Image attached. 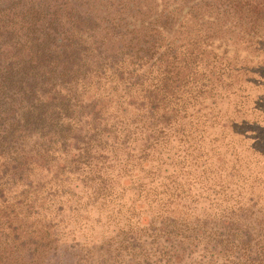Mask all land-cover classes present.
<instances>
[{
  "label": "trees",
  "instance_id": "obj_1",
  "mask_svg": "<svg viewBox=\"0 0 264 264\" xmlns=\"http://www.w3.org/2000/svg\"><path fill=\"white\" fill-rule=\"evenodd\" d=\"M232 38L264 52V0H0V264H264Z\"/></svg>",
  "mask_w": 264,
  "mask_h": 264
},
{
  "label": "rangeland",
  "instance_id": "obj_2",
  "mask_svg": "<svg viewBox=\"0 0 264 264\" xmlns=\"http://www.w3.org/2000/svg\"><path fill=\"white\" fill-rule=\"evenodd\" d=\"M226 48L228 50V52H226V53H228L227 54L228 57H229V55H232L235 57L236 55L241 54V56L243 57L242 59H246V57H248V59H247L248 65H249L248 67H252L255 70L258 69V73L260 75V76H258V78H259L258 85L260 86L258 91L260 94L263 95V98H264V52L260 51L259 53H253L249 49H246L244 47V45L241 42H239L238 40H236L235 38H232L230 40V43L227 45ZM221 50L223 51L224 48ZM228 108L230 109V111H232V109H233L232 103H229L228 101L226 103V101H224V102L220 103L218 110H221V113H223ZM208 111L212 112L210 109H208ZM211 121H213V120H211ZM263 125H264V123H263ZM210 132H211V134L209 132L206 133V141H208L211 137H213V135L218 133L216 131H210ZM181 150H182V148H181ZM173 152H175L176 157L179 155V152H182V154H183V151H180V147H175ZM101 231H102L101 227L98 228L96 230V236H100L102 234ZM83 238L85 239L84 236H83Z\"/></svg>",
  "mask_w": 264,
  "mask_h": 264
}]
</instances>
